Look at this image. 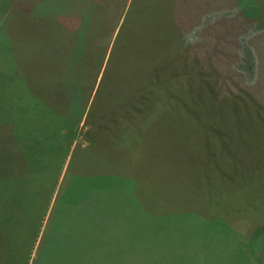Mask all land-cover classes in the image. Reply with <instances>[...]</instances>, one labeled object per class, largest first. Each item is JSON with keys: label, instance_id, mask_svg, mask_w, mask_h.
Instances as JSON below:
<instances>
[{"label": "trees", "instance_id": "16d2710c", "mask_svg": "<svg viewBox=\"0 0 264 264\" xmlns=\"http://www.w3.org/2000/svg\"><path fill=\"white\" fill-rule=\"evenodd\" d=\"M50 5L58 6L49 10L53 14L31 17L33 13L25 11L27 22L20 29L19 53L24 62L18 61L15 76L10 74L16 83L26 85L27 90L19 85V94L25 91L32 97L20 105L24 108L20 122L12 112L1 121L11 127L7 136L0 134V264H29L35 245L33 264H207L208 259L216 264H264V258H251V250L244 251L245 263L230 258L221 247L217 255L216 245L221 242L233 249L239 245L237 232L215 212L210 218L195 212L150 213L133 177L102 171L72 172L78 155L77 147L72 146L86 111V91L93 89L91 83L94 80L95 84L107 55L103 83L122 66L120 53L131 43V35H123L126 24L131 25L151 6L162 7V17L169 26V54L143 67L135 84L120 89L115 100L110 98L113 87L109 95L106 91V106L115 108L130 87L136 98L139 93L138 102L144 101L146 89L165 70L170 71V77L176 78L178 73L180 79L188 76L187 81H194L199 67L189 61L181 66L182 57H173L169 52V36L174 28L178 29V41L193 42L192 51L203 61L212 42L204 14L212 4L208 0H134L125 17L123 8L127 4L123 0H70L63 6L51 0ZM114 81L115 75L113 85ZM148 92L152 93L151 88ZM59 94L64 95L62 100ZM20 102L17 99L16 105ZM138 102L135 106L132 103L135 114L142 111ZM33 103L38 107L30 110ZM129 113L126 107L120 114L115 112L113 125H120L123 133ZM87 129L90 134L94 131L92 126ZM107 133L99 135L101 140L89 141L102 153H113L114 144ZM210 200L212 210L217 209L216 196ZM47 215L46 230L39 237ZM209 226L221 230V242L203 235ZM191 228L200 231L198 238H209L203 239L208 246L213 244L218 249L214 253L187 252L190 242L183 239L187 237L186 229ZM217 234L220 237V232Z\"/></svg>", "mask_w": 264, "mask_h": 264}, {"label": "rangeland", "instance_id": "374dc122", "mask_svg": "<svg viewBox=\"0 0 264 264\" xmlns=\"http://www.w3.org/2000/svg\"><path fill=\"white\" fill-rule=\"evenodd\" d=\"M69 1L56 0V3L63 6ZM123 1L128 5L123 8L125 17L134 0ZM50 4L51 0H0V134L4 136L11 127L1 122L5 115L12 112V117L20 122L24 116L20 105L32 97L25 91L20 95L21 84L10 76L11 73L15 76L18 61L24 62L19 53L20 29L27 22L25 11L30 10L31 17L53 14L49 10L58 6ZM66 8L69 10V6ZM208 8L204 15L208 18L212 42L203 61L192 51L193 42L178 41V29L174 28L169 36V52L173 57L178 54L182 57L181 66L189 61L199 67L194 81H187L188 76L180 79L178 73L176 78L170 77V71L165 70L146 89L147 100L138 102L139 93L136 98L134 88L130 87L115 108L106 106L109 100L106 91L109 95L113 87L110 98L115 100L120 89L135 84L143 67L169 54V26L162 17V7L151 6L131 25L126 24L123 35H131V43L120 53L122 66L119 63L114 74V85V75L102 82L107 72V55L95 84L94 80L91 83L93 89L89 87L86 91V111L72 146L78 149L72 172L102 171L133 177L137 193L150 213L195 212L210 218L215 212L237 232L239 245L238 249L222 246L221 230L209 226L203 235L216 242L220 239L221 244H215L219 247L217 255L222 248L230 258L245 263L244 251L251 250V258L259 261L264 258V239L261 240L264 236V0H215ZM21 87L27 90L26 85ZM150 88L152 93L148 92ZM63 96L59 94L58 99L62 100ZM17 99L21 101L19 105ZM150 100L152 105L147 104ZM135 102L142 110L139 114L131 109ZM37 107L33 103L30 110ZM125 107L131 113L123 133L120 125L113 124L117 118L115 112L120 114ZM89 126L94 130L91 134ZM104 132L110 134L113 153H102L89 141V138L99 140ZM205 195L210 199L216 196L217 209L212 210L211 200ZM48 218L47 215L39 237L46 230ZM186 230L187 237L183 240L190 242L187 252L214 253L218 249L203 241L209 238H198L200 231ZM193 246L197 249L193 250ZM35 251L29 264H33ZM207 264L216 263L208 259Z\"/></svg>", "mask_w": 264, "mask_h": 264}, {"label": "crops", "instance_id": "0c3cea01", "mask_svg": "<svg viewBox=\"0 0 264 264\" xmlns=\"http://www.w3.org/2000/svg\"><path fill=\"white\" fill-rule=\"evenodd\" d=\"M214 1H215V0H209V3L213 5V2H214Z\"/></svg>", "mask_w": 264, "mask_h": 264}]
</instances>
